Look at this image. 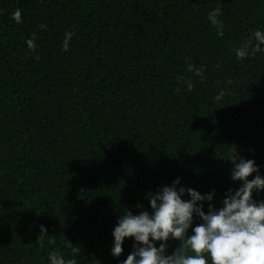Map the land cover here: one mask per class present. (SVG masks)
Segmentation results:
<instances>
[{"label":"trees","instance_id":"obj_1","mask_svg":"<svg viewBox=\"0 0 264 264\" xmlns=\"http://www.w3.org/2000/svg\"><path fill=\"white\" fill-rule=\"evenodd\" d=\"M257 29L264 0H0V264H119L117 218L161 186L219 208L232 154L264 175V52L234 54Z\"/></svg>","mask_w":264,"mask_h":264},{"label":"clouds","instance_id":"obj_2","mask_svg":"<svg viewBox=\"0 0 264 264\" xmlns=\"http://www.w3.org/2000/svg\"><path fill=\"white\" fill-rule=\"evenodd\" d=\"M219 13V8L207 13V20L216 27L218 35L222 34L223 27L218 20ZM13 17L19 20V10ZM71 36V32L65 33L62 51L68 49ZM27 44L32 47L31 40ZM257 52H264V31L260 29L234 49L238 60ZM188 69L193 70V66L189 64ZM201 71L195 69L194 74L199 76ZM184 84L189 91L193 87L191 81L185 80ZM224 95L221 89L213 100L220 101ZM229 159L230 179L240 183L235 189L227 190L221 207L212 203L214 190L201 194L181 185V178L176 177L171 185H163L148 196L151 212L137 203L136 207L141 209L137 214L127 209L117 218L111 231L110 254L118 258L125 238H131L132 250L119 264H264V200L253 198L254 192H264V175L252 159L237 158L234 154ZM185 196L188 198L183 199ZM196 219L201 222L193 226ZM39 227L41 233L47 232L43 224ZM170 241H178V246L166 254ZM48 264L76 262L49 253Z\"/></svg>","mask_w":264,"mask_h":264}]
</instances>
